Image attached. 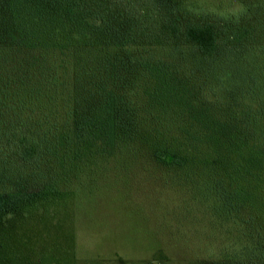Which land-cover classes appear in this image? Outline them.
I'll use <instances>...</instances> for the list:
<instances>
[{
    "label": "trees",
    "instance_id": "trees-1",
    "mask_svg": "<svg viewBox=\"0 0 264 264\" xmlns=\"http://www.w3.org/2000/svg\"><path fill=\"white\" fill-rule=\"evenodd\" d=\"M156 1L172 38H138L106 0H0V264H45L14 231L150 167L264 258V0H237L222 43L217 4Z\"/></svg>",
    "mask_w": 264,
    "mask_h": 264
},
{
    "label": "rangeland",
    "instance_id": "rangeland-1",
    "mask_svg": "<svg viewBox=\"0 0 264 264\" xmlns=\"http://www.w3.org/2000/svg\"><path fill=\"white\" fill-rule=\"evenodd\" d=\"M193 1L207 8L217 4L228 12L226 23L215 21V13L190 17L213 19L219 41L229 42L237 0ZM106 4L138 38H172L160 32L163 9H157L156 0H106ZM255 36L263 38L264 30L257 29ZM146 172L151 178L134 181L141 189L126 184L121 193L120 188H115L117 193L104 188L92 196L79 193L72 201L62 200L49 214L37 215L14 231L10 247L18 240L22 251L30 250L45 264H264V258L244 254L241 248L248 243L239 237L237 219L215 224V215L195 203L185 185L166 182L157 167ZM164 181L165 185L160 183Z\"/></svg>",
    "mask_w": 264,
    "mask_h": 264
}]
</instances>
